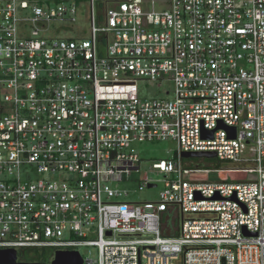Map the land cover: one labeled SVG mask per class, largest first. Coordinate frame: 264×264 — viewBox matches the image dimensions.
Masks as SVG:
<instances>
[{"label": "built area", "instance_id": "2783aa9c", "mask_svg": "<svg viewBox=\"0 0 264 264\" xmlns=\"http://www.w3.org/2000/svg\"><path fill=\"white\" fill-rule=\"evenodd\" d=\"M80 6L87 39L66 25ZM140 81L171 98L141 97ZM165 140L177 157L136 180L132 144ZM221 171L245 176L194 178ZM120 182L162 189L132 203ZM0 248L264 264V0H0Z\"/></svg>", "mask_w": 264, "mask_h": 264}, {"label": "rangeland", "instance_id": "374dc122", "mask_svg": "<svg viewBox=\"0 0 264 264\" xmlns=\"http://www.w3.org/2000/svg\"><path fill=\"white\" fill-rule=\"evenodd\" d=\"M155 10L159 11L163 8V5L156 3L154 5ZM71 29V35L79 37L81 39H87L89 37V16L87 14L86 7H79L76 14V21L66 24ZM74 32V33H73ZM138 89L141 97L144 98H167L170 99L172 95V84L169 82H139ZM169 93L167 95L166 93ZM133 149L138 155L140 161V173L135 175V179L143 177L149 172L152 162L163 159L168 160L174 155L177 150V143L171 140H165L160 142H145V143H134L132 144ZM215 160V159H214ZM209 163L208 161H205ZM210 164V163H209ZM220 164V163H219ZM220 168V165L218 166ZM155 176V173L151 175ZM245 175L236 173H225L223 171L219 173H212L209 176L196 175L194 176L197 181H231L232 179L243 178ZM160 176H157L159 179ZM112 186L119 189H125L129 191L127 200L132 203L144 202L149 200L157 199L158 193L162 189V183L157 184L156 188L143 189L141 191L137 188V183L134 182H120L112 184ZM81 254L84 258L94 259L95 249L94 248H82Z\"/></svg>", "mask_w": 264, "mask_h": 264}, {"label": "water", "instance_id": "95a60500", "mask_svg": "<svg viewBox=\"0 0 264 264\" xmlns=\"http://www.w3.org/2000/svg\"><path fill=\"white\" fill-rule=\"evenodd\" d=\"M219 128L230 131L228 127L220 125ZM233 130V128H232ZM214 131L209 134L202 133V138H212ZM216 157L214 152H181V159H213ZM20 252L13 248H0V264H83L82 257L75 250L56 249L47 263L41 262H22Z\"/></svg>", "mask_w": 264, "mask_h": 264}, {"label": "trees", "instance_id": "16d2710c", "mask_svg": "<svg viewBox=\"0 0 264 264\" xmlns=\"http://www.w3.org/2000/svg\"><path fill=\"white\" fill-rule=\"evenodd\" d=\"M177 157L176 152L171 157V159H175ZM208 161L209 163L205 162ZM182 162L187 168L190 169H204V168H214L219 169L224 167L225 165L219 164L216 160L210 159H182ZM51 257V252L46 250H36V249H25L20 253V259L24 262H33L38 261L42 263H46L49 261Z\"/></svg>", "mask_w": 264, "mask_h": 264}]
</instances>
